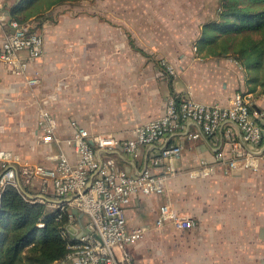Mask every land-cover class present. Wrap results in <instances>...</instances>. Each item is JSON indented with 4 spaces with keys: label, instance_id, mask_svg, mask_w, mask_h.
<instances>
[{
    "label": "crops",
    "instance_id": "obj_1",
    "mask_svg": "<svg viewBox=\"0 0 264 264\" xmlns=\"http://www.w3.org/2000/svg\"><path fill=\"white\" fill-rule=\"evenodd\" d=\"M0 1L11 20L10 8L16 0ZM97 5L99 12L102 7L99 16L65 12L57 18L53 14V24L42 23L44 52L30 65L27 76H16L8 69L1 72L0 109L10 98L28 100L31 92L55 114L62 143L49 149L40 146L37 126L34 149L40 155L15 151L7 139V118L0 112V150L33 164H47L49 152L64 151L74 160L73 147L64 142L73 134V122L92 135L126 140L135 128L162 117L173 95L228 107L235 93L241 92L264 131V84L249 83L235 59L205 57L198 50L202 28L211 18L208 4L197 9L194 18L186 13L171 16V6L161 12L157 0H102ZM12 32L9 25L0 24V40ZM34 75L39 79L35 88L28 83ZM43 84L61 87L46 94ZM67 84H71L70 102L65 99ZM197 129L194 123L183 124L161 142L141 146L136 155L123 148L99 152V158L112 159L120 172L137 176L145 168L163 174V165H154L153 160L164 147L184 148L183 158L174 163L178 173L167 179L165 193L137 194L127 207L128 228L144 227L146 236L127 248L132 261L124 264H264V134L259 171L225 175L218 167L210 176L192 177L188 171L196 167V158L213 162L220 148L228 149L229 126L223 125L215 140H192L190 134ZM39 185V179L33 182L35 191ZM167 199L178 214L192 221L191 228L178 230L171 223L156 226L159 208ZM88 219L84 216L81 223ZM116 252L122 256V251Z\"/></svg>",
    "mask_w": 264,
    "mask_h": 264
},
{
    "label": "built area",
    "instance_id": "obj_2",
    "mask_svg": "<svg viewBox=\"0 0 264 264\" xmlns=\"http://www.w3.org/2000/svg\"><path fill=\"white\" fill-rule=\"evenodd\" d=\"M0 24L9 25L13 30L0 40V78L4 69L16 76H27L30 65L43 55L44 36L34 31L29 22L9 20L1 1ZM21 52H27L28 56L23 57ZM168 70L171 74L175 72L171 66ZM38 80V75H34L28 78V83L35 88L39 85ZM186 123H194L198 128L190 134L194 141L203 137L215 140L222 126H229L228 149L220 148L213 162L196 158V167L188 171L192 177L210 176L218 167L225 175L259 171L264 131L254 120L249 102L241 92L235 93L228 107L207 105L190 98L178 101L170 97L162 117L135 128L126 140L111 134L92 135L73 122V134L64 142L73 147L74 160L64 151L49 152L46 154L47 164H33L11 151L0 150V201L5 189L14 187L28 202L57 209L59 217L63 213L68 215L71 222L68 232L73 234L72 228H75L76 242L69 245L70 252L56 264L130 262L132 258L127 248L145 238L146 228H128L127 207L137 194L160 196L165 193L167 179L178 173L174 163L183 158L184 148L164 147L153 160L154 165H163V174H155L151 168H145L137 176L120 172L112 159L99 158V152L123 148L126 153L136 155L141 146L161 142ZM38 127L40 146L49 149L53 144L62 143V138L57 135V118L48 104L40 105ZM50 163L52 165H48ZM38 179L40 185L35 191L33 182ZM74 209L89 217L83 224L87 232L77 239L82 228L78 216L73 214ZM165 223L173 224L178 230H186L193 225L189 218L177 213L168 199L159 208L156 226L162 227ZM117 250L122 251L121 257Z\"/></svg>",
    "mask_w": 264,
    "mask_h": 264
},
{
    "label": "trees",
    "instance_id": "obj_3",
    "mask_svg": "<svg viewBox=\"0 0 264 264\" xmlns=\"http://www.w3.org/2000/svg\"><path fill=\"white\" fill-rule=\"evenodd\" d=\"M82 0H16L12 20L33 30L53 19L54 8ZM205 57H229L245 69L249 83L264 84V0H222L218 18L206 22L197 41ZM178 101L181 99L173 95ZM252 112V107L249 105ZM25 200L7 187L0 201V264H56L76 242L66 213Z\"/></svg>",
    "mask_w": 264,
    "mask_h": 264
},
{
    "label": "rangeland",
    "instance_id": "obj_4",
    "mask_svg": "<svg viewBox=\"0 0 264 264\" xmlns=\"http://www.w3.org/2000/svg\"><path fill=\"white\" fill-rule=\"evenodd\" d=\"M99 1L102 0H82L77 2L67 3L54 8L50 14L51 15L54 14L56 18L58 17L59 14L61 15L65 12L66 13L68 12V15H75V16L77 15L99 16L102 13V7H101V12H99L100 9L98 8L97 5ZM129 1H133V0H129ZM157 1L160 2L159 7H161L160 9L161 12L162 9H164L163 7L166 6H171L172 8H174L173 9L174 13L171 14V16L173 17L174 16L181 17L183 13H186L187 15H191V17L194 18L198 15L197 9L201 10L202 7L208 4L211 7L209 13L211 18H209V20L206 22H210L218 18L219 6L222 0H157ZM94 3H96V7L92 8L91 6H93ZM88 6L91 7L90 10ZM57 8L60 9H58V11L56 12L55 9ZM55 19L54 20L47 19L45 21L46 22L49 21L48 24H53L55 22ZM36 31L41 34L40 28H38ZM43 31H44V27H43ZM59 85L61 87V84H43V91L44 92L46 91V94L54 93ZM67 85H68V91L66 92L67 98L65 99L68 100L67 102H70L71 84H67ZM41 104L39 101L34 99L33 94L30 92L28 100L10 98L7 104L2 105L0 112H2L7 118V120H5V122L8 124L6 134L11 149L15 151L17 150L24 155L27 153H29V155L32 153L34 154L36 153L37 156L40 155L38 152H36L34 146L36 140L35 131L38 126V117H39V110ZM87 217L88 216H85V219ZM72 232L73 234H75V232L77 231L75 230V228H72Z\"/></svg>",
    "mask_w": 264,
    "mask_h": 264
},
{
    "label": "water",
    "instance_id": "obj_5",
    "mask_svg": "<svg viewBox=\"0 0 264 264\" xmlns=\"http://www.w3.org/2000/svg\"><path fill=\"white\" fill-rule=\"evenodd\" d=\"M29 197L32 198V196H29ZM73 214H75V215L78 216V222H79V224H80V226H81V228H82V231L79 233L78 236H76V239H77V238H79V236H80L83 232H87V231L85 230V228L83 227V224L81 223V220H82V218L84 217V214H83V213H80L77 209H74V210H73Z\"/></svg>",
    "mask_w": 264,
    "mask_h": 264
}]
</instances>
